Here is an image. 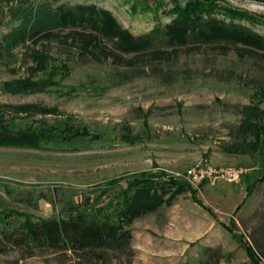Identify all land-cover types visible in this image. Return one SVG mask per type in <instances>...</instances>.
Returning <instances> with one entry per match:
<instances>
[{"label": "rangeland", "instance_id": "1", "mask_svg": "<svg viewBox=\"0 0 264 264\" xmlns=\"http://www.w3.org/2000/svg\"><path fill=\"white\" fill-rule=\"evenodd\" d=\"M44 2L94 3L133 34L171 18L165 13L171 0H0V122L12 130L87 134L38 149L0 145V264H251L246 245L264 264V180H257L264 151L255 147L254 132L238 130L247 120L264 128V54L242 55L239 45L214 43L188 53L179 49L168 61L126 65L80 57L57 40L12 42L8 33L18 28L23 11L35 13ZM218 4L253 14L257 22L245 25L264 35V0ZM37 54L47 57L43 70L36 67ZM48 77L52 85L40 92L3 86ZM242 142L245 152L225 149ZM195 165L242 167L245 173L237 183H197L187 175ZM151 170L186 181L201 205L185 191L132 220L128 253L103 249L96 256L63 245L26 249L7 241V233L21 232L26 216L38 222L80 214L115 223L126 179ZM175 232L194 233V239L174 241Z\"/></svg>", "mask_w": 264, "mask_h": 264}, {"label": "trees", "instance_id": "2", "mask_svg": "<svg viewBox=\"0 0 264 264\" xmlns=\"http://www.w3.org/2000/svg\"><path fill=\"white\" fill-rule=\"evenodd\" d=\"M36 8L35 13L31 10L23 11L18 28L10 29L8 37L12 42L27 40L35 46L40 41L57 40L70 45L80 57L94 61L111 59L116 64L126 65L131 64L134 59L164 62L178 55L179 49L188 53L201 45L214 43H221V48L224 49L225 44L239 45L242 55H250L255 51L264 54V35L244 23L255 24L257 21L254 15L236 7L218 4V0H184L183 4L178 0H171V7L165 11L171 16L170 20L139 34L131 33L108 9L94 3L63 2L52 6L44 2ZM64 29L66 33L59 35L58 30ZM105 42H109L110 46ZM124 55H130L131 58H124ZM36 58V67L43 70L47 57L37 54ZM49 78L36 81L11 80L3 83V86L13 93L40 92L52 85ZM240 129L254 132L257 139L255 147L259 152L264 151V128L247 120L239 124L238 130ZM63 131L66 133H61ZM85 135L84 130L77 129L12 130L0 122L2 146L38 149L50 140ZM243 145L248 144L232 143L225 149L230 152H245ZM259 177L257 180H264V173ZM125 182L122 208L115 223L108 219L88 221L80 214L68 219H42L38 222H33L26 216L21 224V232L7 233V241L15 247L26 249L42 244L51 247L63 245L68 249L96 256L103 249H119L128 253L131 251L128 245L130 233L126 227L134 218L154 211L162 204H170L177 194L185 191H189L192 200L201 205L195 196V189L173 175L155 170L141 171ZM109 183L116 182L111 179ZM251 186L252 183L246 185V193ZM245 252L251 264H259L257 253L250 245H246Z\"/></svg>", "mask_w": 264, "mask_h": 264}, {"label": "built area", "instance_id": "3", "mask_svg": "<svg viewBox=\"0 0 264 264\" xmlns=\"http://www.w3.org/2000/svg\"><path fill=\"white\" fill-rule=\"evenodd\" d=\"M244 173L245 169L242 167H199L198 165H195L188 170L187 175L189 176V179L197 183L206 181L210 184H213L217 181L237 183Z\"/></svg>", "mask_w": 264, "mask_h": 264}, {"label": "crops", "instance_id": "4", "mask_svg": "<svg viewBox=\"0 0 264 264\" xmlns=\"http://www.w3.org/2000/svg\"><path fill=\"white\" fill-rule=\"evenodd\" d=\"M161 206V205H160ZM159 206V207H160ZM158 207V208H159ZM149 213V212H148ZM147 214V213H146ZM143 215H145V214H143ZM143 215H140V216H138V217H136V218H134L133 220L134 221H136L137 220V218H139V217H141V216H143ZM134 226L132 225H130L129 226V232H130V235H131V242H133V239H134V237H133V232H134V230H135V227L133 228ZM192 235H195L194 233L193 234H190V233H187V232H175L174 233V236H172V238H173V240L174 241H178V239H179V237H184L186 240L187 239H194V236H192ZM141 238H144V239H146V240H149L150 241V238H148L144 233H142L141 234ZM171 238V239H172ZM166 239H168V240H170L169 238H166ZM134 246V245H133ZM135 247V246H134ZM139 247H142L143 248V246H139ZM146 249H148L147 248V245H146ZM177 250V249H176ZM176 250H175V252H176ZM160 251V250H159ZM179 251V250H178Z\"/></svg>", "mask_w": 264, "mask_h": 264}]
</instances>
